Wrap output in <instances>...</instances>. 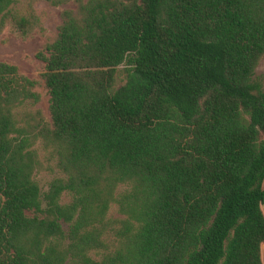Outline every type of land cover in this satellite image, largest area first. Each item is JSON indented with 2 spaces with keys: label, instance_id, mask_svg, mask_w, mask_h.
Segmentation results:
<instances>
[{
  "label": "trees",
  "instance_id": "obj_1",
  "mask_svg": "<svg viewBox=\"0 0 264 264\" xmlns=\"http://www.w3.org/2000/svg\"><path fill=\"white\" fill-rule=\"evenodd\" d=\"M23 1L0 35L40 27ZM75 1L36 54L49 126L0 62V264H262L264 0Z\"/></svg>",
  "mask_w": 264,
  "mask_h": 264
},
{
  "label": "rangeland",
  "instance_id": "obj_2",
  "mask_svg": "<svg viewBox=\"0 0 264 264\" xmlns=\"http://www.w3.org/2000/svg\"><path fill=\"white\" fill-rule=\"evenodd\" d=\"M28 2L40 21V27L36 28L28 38L21 39L8 26L0 35V62L16 66L20 74L37 83L35 91L39 93L40 101L35 108L40 112L44 123L49 126V97L41 77L44 73V63L36 58V54L43 49L45 44L56 39L58 28L62 24V13L68 11L77 16L78 7L75 0H68L58 6H52L45 0H24L16 9L23 12ZM82 2H85V0H82ZM254 80L262 82L264 87V58L255 69ZM44 164L45 168L36 176L42 191L47 188L48 182L53 177L59 175L53 164ZM262 187L264 188V180ZM262 210L264 213V206H262ZM108 217L111 219L121 218L115 206H111ZM261 258L262 264H264V250Z\"/></svg>",
  "mask_w": 264,
  "mask_h": 264
},
{
  "label": "crops",
  "instance_id": "obj_3",
  "mask_svg": "<svg viewBox=\"0 0 264 264\" xmlns=\"http://www.w3.org/2000/svg\"><path fill=\"white\" fill-rule=\"evenodd\" d=\"M264 206V205H263ZM261 211L263 213V210H262V207H261ZM263 216H264V213H263ZM264 250V243L261 245V253H260V256L262 255V251ZM261 262H262V258H261Z\"/></svg>",
  "mask_w": 264,
  "mask_h": 264
}]
</instances>
